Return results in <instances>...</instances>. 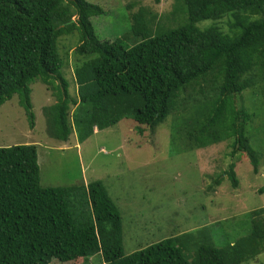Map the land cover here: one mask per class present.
<instances>
[{"label":"trees","instance_id":"obj_1","mask_svg":"<svg viewBox=\"0 0 264 264\" xmlns=\"http://www.w3.org/2000/svg\"><path fill=\"white\" fill-rule=\"evenodd\" d=\"M127 9L132 32L100 41L91 23L106 14L100 5L0 0V107L19 96L33 129L31 85L40 80L56 99L44 110L48 131L60 142L75 131L80 143L94 128L104 131L124 119L134 120L143 135V126L154 132L192 111L187 147L226 142L258 173L248 128L264 116V0H176L171 15L179 25L155 30L147 11ZM226 17L229 32L219 25ZM205 21L212 24L198 26ZM73 33L75 54L84 59L75 67V98L60 49ZM250 90L258 92L261 109L252 113L237 104ZM180 125H173L176 134ZM235 167L224 175L238 188ZM251 214V233L234 243L220 248L208 235L190 244L193 262L181 235L127 254L122 216L101 181L43 187L36 146L0 148V264H93L95 257L101 264H243L264 253V209Z\"/></svg>","mask_w":264,"mask_h":264},{"label":"rangeland","instance_id":"obj_2","mask_svg":"<svg viewBox=\"0 0 264 264\" xmlns=\"http://www.w3.org/2000/svg\"><path fill=\"white\" fill-rule=\"evenodd\" d=\"M87 1L106 10L104 16L91 19L100 41H114L132 32L133 22L127 8L131 14L147 11L154 30L158 26L179 25L176 13L171 15L176 0ZM229 19L226 17L219 23L224 32L230 30ZM200 24L207 27L212 22ZM78 44L77 33L60 41L73 98L77 96L75 67L84 60L75 54ZM255 90H262V86ZM256 92L247 91L238 99V106H245L251 113L253 109L261 110ZM31 102L35 116L33 129L19 96H13L0 107V148L36 146L43 187L101 181L122 216L127 254L180 235L188 242V248L208 235L222 248L248 236L253 225L251 213L264 209V116L248 128L251 147L260 160L259 171L255 173L247 155L238 152L233 156L226 142L206 149L187 147L185 133L195 113L192 111L172 116L154 132L143 126V135L134 120L124 119L104 131L94 128V134L82 143L75 131L68 142H60L48 131L44 114L45 108L56 99L40 80L31 85ZM179 122L181 130L176 134L174 126ZM232 163L236 165L238 188L224 175ZM219 179L221 184L216 186ZM184 253L190 262L195 260L193 248L185 249ZM93 264H101L99 258H93ZM243 264H264V253Z\"/></svg>","mask_w":264,"mask_h":264},{"label":"crops","instance_id":"obj_3","mask_svg":"<svg viewBox=\"0 0 264 264\" xmlns=\"http://www.w3.org/2000/svg\"><path fill=\"white\" fill-rule=\"evenodd\" d=\"M66 142H68V141H66ZM78 146V145H77Z\"/></svg>","mask_w":264,"mask_h":264}]
</instances>
